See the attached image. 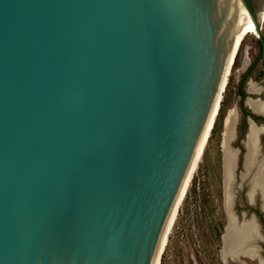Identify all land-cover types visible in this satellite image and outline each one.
<instances>
[{
    "label": "water",
    "instance_id": "1",
    "mask_svg": "<svg viewBox=\"0 0 264 264\" xmlns=\"http://www.w3.org/2000/svg\"><path fill=\"white\" fill-rule=\"evenodd\" d=\"M246 11L0 0V264H152Z\"/></svg>",
    "mask_w": 264,
    "mask_h": 264
},
{
    "label": "rangeland",
    "instance_id": "2",
    "mask_svg": "<svg viewBox=\"0 0 264 264\" xmlns=\"http://www.w3.org/2000/svg\"><path fill=\"white\" fill-rule=\"evenodd\" d=\"M250 7L259 29L258 37L247 36L238 53L236 64L227 81L215 127L179 208L169 240L161 255V264H238L233 260L224 263L220 258L222 236L227 224L221 143L224 119L232 108H235L238 116L235 139L232 143V149L237 150L233 187L234 208L238 215L246 213L249 217L254 214L260 226L262 227V222L264 224L260 196L256 195L254 203L250 204L245 195L248 188L245 185L241 186L239 180L243 172L245 153L243 141L248 131L247 120L252 119L248 114L254 115L244 105V100L252 98L264 101V20L258 24V13L264 11V0H250ZM246 49L249 65L243 72H239ZM247 70L250 71L247 73ZM249 83L259 87L261 94L251 95L248 91ZM239 90L244 93V98L239 96ZM254 116L257 120H252L256 126L259 129L264 127V117ZM260 132L263 133L258 138V145L260 154L264 156V130ZM262 235L264 237L263 232ZM258 245L261 248L260 255L264 259V240ZM241 261L245 264H259L257 260L249 258L241 257Z\"/></svg>",
    "mask_w": 264,
    "mask_h": 264
},
{
    "label": "bare ground",
    "instance_id": "3",
    "mask_svg": "<svg viewBox=\"0 0 264 264\" xmlns=\"http://www.w3.org/2000/svg\"><path fill=\"white\" fill-rule=\"evenodd\" d=\"M264 20V11L258 13V24ZM258 26L251 17L248 11L244 14L242 28L237 32V44L228 56L222 87L219 95V100L216 108L211 116V119L206 127V130L201 138V141L196 149L195 157L193 159L191 169L185 184L180 192L176 206L173 210L167 228L161 240V246L157 257L153 260L152 264H161V255L169 240V235L174 226L175 219L177 217L179 208L183 202L187 189L190 185L192 177L196 172L201 157L204 153L207 145L211 129L213 127L215 118L218 114L220 102L225 93L227 87L228 78L233 71L234 64L239 51L242 48L245 38L249 35L258 37ZM247 50L245 51L243 62L239 69V72H243L249 65L247 57ZM249 93L252 95H260L261 89L249 83ZM254 114L264 117V102L259 99L248 98L245 104ZM238 116L235 108L228 111L223 125L222 133V171H223V189H224V209L227 217V224L222 236V248L220 251V257L222 262L227 263L228 260H235L238 257L249 258L251 260H257L259 264H264L263 259L260 257L261 248L257 247V244L262 240L259 235L258 226L253 218H244L240 222L237 221L233 211V187L235 184V167L237 161V150L232 149V143L235 139V126L237 124ZM262 128H258L251 121L248 124V131L243 141L245 148L243 158V172L239 176L241 183L245 184L248 188L246 196L250 201H253L255 195L260 196V202L264 209V156L260 154V148L258 145V138L263 133ZM238 264H245L244 262H238Z\"/></svg>",
    "mask_w": 264,
    "mask_h": 264
},
{
    "label": "trees",
    "instance_id": "4",
    "mask_svg": "<svg viewBox=\"0 0 264 264\" xmlns=\"http://www.w3.org/2000/svg\"><path fill=\"white\" fill-rule=\"evenodd\" d=\"M245 3H246V5H247L249 11H250L251 13H253V12H252V9H251V7H250V5H249V1H248V0H245ZM263 54H264V53H263ZM236 60H237V58H236ZM235 62H236V61H235ZM235 64H236V63H235ZM235 64H234V66H235ZM233 68H234V67H233ZM248 71H250V70H247V73H248ZM245 75H246V74H245ZM227 84H228V83H227ZM239 96H240L241 98H244V93L241 92L240 90H239ZM222 101H223V100H221V102H220V106H221ZM243 109H244V108H242V111H244ZM219 113H220V107H219L218 114H217V116H216V118H215V121H214L213 127H212V129H211V133H212L214 127H215V124H216L217 118H218V116H219ZM248 116H250L252 119L257 120L256 116H254V115H252V114H251V115L248 114ZM211 133H210V134H211ZM209 137H210V136H209ZM208 140H209V139H208Z\"/></svg>",
    "mask_w": 264,
    "mask_h": 264
},
{
    "label": "flooded vegetation",
    "instance_id": "5",
    "mask_svg": "<svg viewBox=\"0 0 264 264\" xmlns=\"http://www.w3.org/2000/svg\"><path fill=\"white\" fill-rule=\"evenodd\" d=\"M245 195H246V193H245ZM248 200V199H247ZM249 202V201H248ZM250 203V202H249ZM253 203H254V201H253ZM252 203V204H253ZM251 204V203H250ZM234 206H235V204H234ZM233 210H234V213L237 215V217H238V219H239V221H241V219H242V214L243 213H241L240 215H238L237 214V212L235 211V208L233 207ZM250 216V215H249ZM246 218H248V215L246 214ZM257 218V217H256ZM257 223H258V219H257ZM259 224V223H258ZM262 224V227L260 226V224H259V226H260V228H261V232H263V234H264V224H263V222L261 223ZM221 258V257H220Z\"/></svg>",
    "mask_w": 264,
    "mask_h": 264
}]
</instances>
